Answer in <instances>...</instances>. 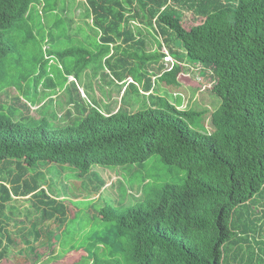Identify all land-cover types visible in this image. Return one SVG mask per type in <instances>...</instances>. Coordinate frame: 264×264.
Wrapping results in <instances>:
<instances>
[{
  "label": "trees",
  "instance_id": "obj_1",
  "mask_svg": "<svg viewBox=\"0 0 264 264\" xmlns=\"http://www.w3.org/2000/svg\"><path fill=\"white\" fill-rule=\"evenodd\" d=\"M78 1L90 20L88 42L76 38L75 46L36 59L34 85L43 91L56 90L45 72L49 59L71 60L73 81L67 82L66 73L57 81L72 88L68 105L81 120L66 111V123L53 127L43 117L17 119L18 111L30 115L31 99L13 97L16 106L8 104L16 83L13 70L4 67L9 58L18 65L34 41L32 31L26 32L28 15L41 2L0 0V82L7 84L0 92V264H8L11 249H21L26 240L21 236L16 244L21 229L11 233L6 223L15 217L7 213L12 202L30 201L42 211V223L61 225L65 219L66 208L48 196L40 175H30V169L53 164L83 177L96 166L138 171L152 158L186 171L185 179L148 187L135 205L119 207L123 210L102 209L100 219L114 228L106 248L120 258L92 254L91 264H264V0ZM65 6L62 16L69 11ZM144 34L158 41L157 51H145ZM163 49L174 59L169 68ZM94 59L120 85L121 103L133 93L126 81L138 78L149 107L103 113L86 104L75 83ZM193 69L208 79V95L218 100L210 113L178 109L154 94L153 83L155 89L180 90L181 75ZM207 115L210 132H200L196 123L204 128ZM104 185L92 187L100 191Z\"/></svg>",
  "mask_w": 264,
  "mask_h": 264
},
{
  "label": "rangeland",
  "instance_id": "obj_2",
  "mask_svg": "<svg viewBox=\"0 0 264 264\" xmlns=\"http://www.w3.org/2000/svg\"><path fill=\"white\" fill-rule=\"evenodd\" d=\"M40 2L41 5L31 7L28 15L26 32L32 31L34 41L27 44L25 56L18 65L12 62L13 60L8 63L10 58L4 63V67L9 68V73L13 70L14 76L11 79L16 83L13 88H10L8 104L16 106L17 103L11 99L13 97H21L24 102L30 98V115L18 111L17 119H23V122L29 123L43 117L54 127L66 123L68 120L65 116L66 111L72 113V118L81 120V115L75 111L76 109L73 112L72 107L68 105L67 88L70 90L72 88L67 83L63 85V82L57 81V78H61V74L64 75V73L69 75L67 82L73 81L72 74L69 72L71 60H60L56 57L49 59L45 72L46 75L51 76L56 90L50 88L46 91H43L41 86L36 88L34 85V77L38 71L36 61H39L41 56L49 58L48 53L75 46L78 44L76 38L88 42L89 32L86 23L89 24L90 20L84 18L85 8L78 0H64L70 12L66 10L63 16L59 12L61 5H64L61 0H40ZM71 21L73 22L70 27ZM130 24L131 27L143 28L135 22ZM77 31H81L82 35L79 36ZM158 39L160 41V38ZM143 40L146 52L157 51L159 43L151 34L148 36L144 34ZM20 49L22 46L19 44L18 51ZM93 49L96 53V49ZM162 51L167 57L166 68H169L174 59L170 58L167 49ZM135 52L142 53L140 50ZM14 57L19 59L18 56ZM99 64L100 59H94L89 70L83 74L84 77L75 83L86 104H90L103 113H110L119 107H122L125 112L135 113L149 107L151 100L143 97L138 78H130L126 81V84L131 82L134 86L133 93H130L121 103L123 90L116 81L112 80L107 69L99 70ZM198 73L196 69H193V72H184L180 78L181 89L178 91H169L163 85L155 89V84L152 82L155 96L166 99L178 109L200 107L206 108L209 113L212 112L217 107L218 100L208 95L210 82L207 78L202 79ZM24 79L26 81L18 85ZM5 82L11 83L9 79H5ZM6 90L7 84L0 82V92ZM136 90L140 93L137 94ZM208 118V115L204 118V126L207 129L203 128L202 123H196L198 131L202 132L205 129L210 132ZM144 166V169L139 167L140 171L139 169L136 171L135 166L107 169L96 166L83 177L71 168L53 164L42 163L37 168L30 169V175H40V184L45 183L43 189L50 191L48 196L58 200L66 208L65 219L61 225L55 223V220H46L42 223V211L31 206L30 201L24 202L23 199H19L12 202L13 204L7 207V213L12 210L15 217L12 218L13 220H7L6 223L9 224L11 233L21 229L19 240L21 236L26 237V240L23 243L22 240L15 241L16 244L23 245L21 249H17V245V248L11 249L8 264H91L92 254L105 259L120 258L119 254L108 251L106 248L108 240H114L112 234L114 228L112 223H105L100 219V211L105 207L123 210L119 207L135 205V201L148 187H156L162 183L181 184L186 177V171L166 166L157 158L150 159ZM2 170L0 165V173ZM9 171L12 170L9 169ZM140 174L143 177L141 180ZM103 183L105 185L100 191L92 187V185L96 187ZM34 222H37V225ZM263 236L264 230L261 233V237ZM26 247H28L27 251L24 249Z\"/></svg>",
  "mask_w": 264,
  "mask_h": 264
}]
</instances>
